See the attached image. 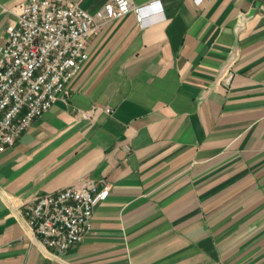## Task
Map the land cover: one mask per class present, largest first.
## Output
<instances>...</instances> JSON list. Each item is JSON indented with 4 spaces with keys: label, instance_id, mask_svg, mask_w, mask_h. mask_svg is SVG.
Segmentation results:
<instances>
[{
    "label": "crops",
    "instance_id": "crops-1",
    "mask_svg": "<svg viewBox=\"0 0 264 264\" xmlns=\"http://www.w3.org/2000/svg\"><path fill=\"white\" fill-rule=\"evenodd\" d=\"M27 1L0 0V46ZM131 1L160 10L101 26L67 102L0 151V264H264V0ZM87 182L109 195L50 259L15 211Z\"/></svg>",
    "mask_w": 264,
    "mask_h": 264
},
{
    "label": "built area",
    "instance_id": "built-area-1",
    "mask_svg": "<svg viewBox=\"0 0 264 264\" xmlns=\"http://www.w3.org/2000/svg\"><path fill=\"white\" fill-rule=\"evenodd\" d=\"M150 8L160 10L157 1L136 6L131 0H109L94 12L71 0L19 4L0 46V151L11 147L55 102H67L69 83L88 58L92 34L130 11L142 24ZM234 61L235 53L230 52L218 72L217 81L225 87L234 78ZM109 190L106 182L72 184L25 203L15 211L16 218L45 256L63 260L91 229L94 208Z\"/></svg>",
    "mask_w": 264,
    "mask_h": 264
}]
</instances>
